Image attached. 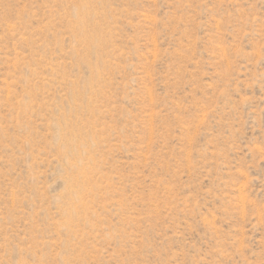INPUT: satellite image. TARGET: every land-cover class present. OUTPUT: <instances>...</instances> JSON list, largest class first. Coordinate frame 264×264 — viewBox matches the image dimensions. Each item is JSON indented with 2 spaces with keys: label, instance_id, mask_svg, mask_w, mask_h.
Segmentation results:
<instances>
[{
  "label": "rangeland",
  "instance_id": "374dc122",
  "mask_svg": "<svg viewBox=\"0 0 264 264\" xmlns=\"http://www.w3.org/2000/svg\"><path fill=\"white\" fill-rule=\"evenodd\" d=\"M0 264H264V0H0Z\"/></svg>",
  "mask_w": 264,
  "mask_h": 264
}]
</instances>
